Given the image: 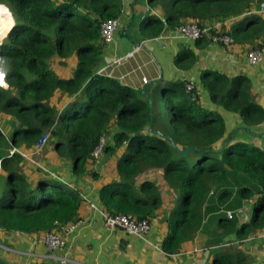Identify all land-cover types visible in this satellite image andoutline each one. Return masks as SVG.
<instances>
[{
	"label": "trees",
	"instance_id": "trees-1",
	"mask_svg": "<svg viewBox=\"0 0 264 264\" xmlns=\"http://www.w3.org/2000/svg\"><path fill=\"white\" fill-rule=\"evenodd\" d=\"M149 3L161 7L166 23L146 17L139 25L142 36L175 31L189 21L202 25L240 17L229 29L224 25L222 33L234 43L248 44L250 50L264 49L263 43H256L264 35V0ZM0 4L16 21L0 44V66L8 85L0 88V114L9 116L13 125L10 144L0 133V230L61 234L79 219L78 191L40 168L31 184L24 158L18 153L9 156L11 146L32 148L41 134L49 133L56 155L72 164L77 178L87 173L90 155L103 134L110 139L104 147L109 157L125 148L116 160L119 181L98 192L107 215L150 219L162 206V194L148 175L162 174L160 179L175 195L162 243L167 255L195 238L207 210L217 211L211 206L214 193L219 205L229 202L233 189L236 199L253 203L248 223L238 226L234 215L231 219L221 215L220 229L233 232L238 240L264 231V149L228 140L223 117L206 109L200 99L201 89L213 105L236 115L249 131L264 124V108L255 100L249 78L207 70L201 73L199 88L184 80L146 86L147 101L142 90L97 73L106 48L101 25L121 16V0H0ZM152 25L158 28L148 30ZM203 41L209 40L204 37L195 43ZM189 56L190 51H180L174 64L181 66ZM71 58L76 65L69 78L58 76L50 66L52 59H59L62 66ZM188 84L193 85L190 92ZM56 92L70 99L63 109L50 104ZM112 124L115 131L109 132ZM174 146L182 152L191 150L183 156ZM138 179L143 181L138 184ZM0 264L8 263L0 258ZM212 264L249 263L242 251L229 249L216 252Z\"/></svg>",
	"mask_w": 264,
	"mask_h": 264
},
{
	"label": "crops",
	"instance_id": "crops-1",
	"mask_svg": "<svg viewBox=\"0 0 264 264\" xmlns=\"http://www.w3.org/2000/svg\"><path fill=\"white\" fill-rule=\"evenodd\" d=\"M121 3L122 13L117 18L119 28L114 42L106 45L97 69L98 74L113 78L121 85L134 90H142L157 82L183 80L199 88L201 73L207 70L228 77L244 75L251 81L255 100L264 108V49L262 61L251 65L247 60V53L250 51L248 44L234 43L229 47L213 44L210 41L196 44L175 31H163L155 37L142 36L139 25L146 17H155L164 21L161 7L151 5L149 0H121ZM254 12L261 14L259 9H255ZM262 17L264 19V15ZM238 19L240 17L226 21L225 27L229 29ZM157 28V25H152L148 30ZM256 43L264 44V35ZM135 46H140L141 49L134 52L131 58L124 59ZM182 50L190 51L191 56L184 59L181 66H177L174 64V58ZM116 58H122V62L115 64ZM56 61L58 65L54 71L62 78H69L76 65L75 59L65 60L66 64L62 66L59 64V59ZM142 78L148 80L147 84L142 85ZM151 82L154 83L151 85ZM200 99L206 109L216 111L223 117L226 137H230L228 140L251 143L264 149V124L249 129L252 133L249 134L248 128L236 115L213 105L208 94L201 89ZM69 101L70 99L61 92H56L50 104L63 109ZM0 122L10 137L12 134L10 132H13L11 118L0 114ZM114 131L112 124L109 132ZM108 141L110 142L109 138ZM17 149L28 154L34 151V147L27 149L22 146ZM124 149L123 147L115 156L108 157V161L101 168L99 165L94 167L88 161L87 173L81 178L73 175L72 164L69 161L60 159L56 155L51 141L39 156L33 157V160L46 168L51 177L78 191L82 198L78 218L83 223L68 237L64 250L55 253L65 255L81 264H212L216 252L236 249L246 255L249 264H264V231H256L249 238L238 240L233 232L220 229L217 223L219 216H226V212H232L238 226L250 221L253 203L251 200L236 199L235 189L229 202L224 205H219L217 193L213 194L214 202L211 206H217V211L207 210L203 225L195 238L182 243L178 252L173 255H167L162 250L163 240L168 233L167 217L175 202L173 191L160 179L162 174L148 175V179L153 180L161 191L162 206L150 218V230L145 236L138 237L121 230L104 228L100 214L92 210L89 203L101 208L99 190L111 182L119 181L116 160ZM24 168L28 181L31 184L35 183L40 176L37 174V167L25 160ZM142 181L143 179H138V184ZM42 235L43 233L29 235L0 230V258L8 264H51L46 259L48 252L42 244ZM4 248L22 254L6 251Z\"/></svg>",
	"mask_w": 264,
	"mask_h": 264
},
{
	"label": "built area",
	"instance_id": "built-area-1",
	"mask_svg": "<svg viewBox=\"0 0 264 264\" xmlns=\"http://www.w3.org/2000/svg\"><path fill=\"white\" fill-rule=\"evenodd\" d=\"M147 11H150V9H147ZM224 24L225 23L221 22L220 20L211 23L205 22L202 25L196 22L189 21L178 27L175 30V32L180 36H182L183 38L190 40L192 42H196L205 37L213 44L229 47L232 44H234V40L230 35L222 33V28ZM118 28H119L118 19L109 20L107 22L102 23L101 38L106 45H109L114 42ZM140 49H141L140 46H135L132 49V52L126 54L124 59L131 58L133 56V53L138 52ZM262 59H263V55H262V51L260 50H250L247 53V60L251 65H256L260 63ZM120 62H122V58L115 59V64H119ZM147 82L148 80L146 78H142V85L147 84ZM192 89H193L192 84H188L186 86L187 92H190ZM0 133L3 134V136L10 144V137L5 131L1 122H0ZM49 137H50L49 133L41 134L34 146L33 153L30 154L20 151L14 146H11L10 150L8 151L9 156L13 155L14 153H18L25 160L30 161L37 168H40L44 170V172H47L44 166H42L38 161L33 160V157L39 156L42 153V151L44 150V148L48 143ZM107 141H108L107 135L103 134L99 138L97 146L92 151L89 161L94 167L99 165L104 155V147L106 146ZM89 207L100 214L102 218L103 226L106 229H110V230L117 229L129 235L138 236V237L145 236L150 230V225H151L150 219H136L132 215H125V214L107 215L102 208L97 207V205L94 203H89ZM226 216L228 219H231L233 217V214L232 212H226ZM82 223L83 222L79 219L73 223H70L65 227L64 231L61 234L54 231L43 233L42 244L45 250L48 252L46 259H48L51 262V264H81L65 255L57 254L55 252H62L64 250V248L66 247L68 237L72 235L82 225ZM4 249L6 251L22 254L20 252H16L8 248H4Z\"/></svg>",
	"mask_w": 264,
	"mask_h": 264
},
{
	"label": "clouds",
	"instance_id": "clouds-1",
	"mask_svg": "<svg viewBox=\"0 0 264 264\" xmlns=\"http://www.w3.org/2000/svg\"><path fill=\"white\" fill-rule=\"evenodd\" d=\"M15 18L13 13L5 5L0 4V44L3 43L4 39L7 37L8 33L15 26ZM0 65H3V61L0 60ZM5 69L0 66V88H8L7 83L5 82Z\"/></svg>",
	"mask_w": 264,
	"mask_h": 264
},
{
	"label": "water",
	"instance_id": "water-1",
	"mask_svg": "<svg viewBox=\"0 0 264 264\" xmlns=\"http://www.w3.org/2000/svg\"><path fill=\"white\" fill-rule=\"evenodd\" d=\"M164 23H166V20H164L163 21ZM154 82H151V85L153 84ZM144 90H145V88H143L142 89V95H145L144 94ZM145 98H146V100L147 101H149V98L145 95ZM151 125H152V123L150 122V126H149V132H152V128H151ZM249 132V134H252L250 131H248ZM264 138V137H263ZM175 147V146H174ZM175 150H176V152H178V153H180L181 155H183V156H186V155H188V153L190 152V148H188V149H186L185 151H180L178 148H176L175 147ZM108 154H105L104 153V155H103V157H102V159H101V161H100V163H99V168H101L107 161H108Z\"/></svg>",
	"mask_w": 264,
	"mask_h": 264
},
{
	"label": "rangeland",
	"instance_id": "rangeland-1",
	"mask_svg": "<svg viewBox=\"0 0 264 264\" xmlns=\"http://www.w3.org/2000/svg\"><path fill=\"white\" fill-rule=\"evenodd\" d=\"M55 58V57H54ZM58 65V63H57V61H56V59H52L51 61H50V66H51V68L52 69H55V68H57L56 66ZM63 74H65L64 72H63ZM9 131V130H8ZM12 133V131L10 132V134ZM11 136V135H10ZM195 160V158H193L192 159V161H194ZM0 194H1V189H0Z\"/></svg>",
	"mask_w": 264,
	"mask_h": 264
}]
</instances>
